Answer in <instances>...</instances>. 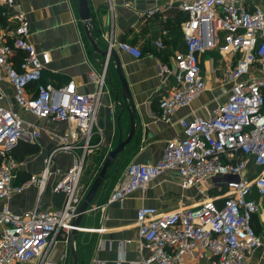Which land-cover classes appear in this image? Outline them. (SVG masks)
<instances>
[{
  "label": "built area",
  "instance_id": "obj_1",
  "mask_svg": "<svg viewBox=\"0 0 264 264\" xmlns=\"http://www.w3.org/2000/svg\"><path fill=\"white\" fill-rule=\"evenodd\" d=\"M19 1L0 0L13 23L11 41L0 25V84L5 80L13 88L15 105L33 117L72 124L55 150L69 153L72 161L65 173L53 172L60 176L54 191L65 194L60 210L48 212L36 206L15 213L6 203L1 206L0 264H55L50 259L53 249L58 240L69 245L72 222L86 194L81 174L104 74L94 94L79 93L72 81L57 88L44 83L43 65L28 40L29 22ZM172 6L168 3L142 16L152 18ZM177 7L185 15L181 26L185 51L175 54L172 68H161L174 79L175 88L158 103L160 119L168 123L177 109L189 106L206 90L200 57L214 49L224 63L218 82L231 85L227 92L222 90L227 99L206 118L181 120L182 138L169 142L159 161L128 165L124 179L100 208L105 210L174 171L182 190H196L198 205L165 213L138 208L135 242L146 256L137 264H182L187 256L201 259L205 253L212 264H246L247 257L264 245L252 225L259 206L251 199L253 191L264 198V8H251L247 0H179ZM117 47L135 59L143 56L130 44ZM155 47L161 48V41ZM17 53H21L18 69L11 62ZM2 98L0 92V102ZM40 134L37 126L0 104V201L31 186L43 192L52 174L53 153L39 175L13 185V151L20 143H35ZM250 160L258 170L253 179L244 175ZM67 257L65 252L60 264Z\"/></svg>",
  "mask_w": 264,
  "mask_h": 264
},
{
  "label": "crops",
  "instance_id": "obj_2",
  "mask_svg": "<svg viewBox=\"0 0 264 264\" xmlns=\"http://www.w3.org/2000/svg\"><path fill=\"white\" fill-rule=\"evenodd\" d=\"M179 0H88L90 23L94 41L102 51L114 45L104 60L96 55L90 46L82 22L78 17L76 0H20V8L29 22V42L35 47L43 65V82L52 87H61L73 82L81 94H94L98 90V78L104 74L101 94L96 106L91 141L84 156L81 186L85 192L94 181L109 151L114 149L120 136L124 140L129 133V117L122 108L120 83L115 71V62L127 84L135 112V132L124 151L116 157L115 163L107 171L106 178L96 193L88 211L80 220L74 249L76 264H137L146 253L139 250L135 242L137 234L136 211L140 207H153L160 213L173 212L181 206L198 205L199 197L195 189L182 190L176 172L171 171L151 181L145 189H140L121 201L109 204L105 210L101 206L108 195L124 179L130 164L150 165L162 158L169 142L182 138L180 121L206 118L219 104L227 99L231 85H222L224 63L217 49L200 57V68L206 82V90L189 106L177 109L168 123L159 117L158 103L175 88L174 79L161 71L162 66L173 67L175 54L183 53L181 26L185 15L178 9ZM251 8H264V0H247ZM173 4L165 13L152 18L142 16L151 9L165 4ZM6 8L0 5V25L4 28L8 41L13 23L4 15ZM7 11V10H6ZM161 41L162 47L155 43ZM120 43H127L142 51L143 56L135 59L120 51ZM21 53L11 57L12 65L18 69ZM112 87L116 91H112ZM29 96L34 86H29ZM3 95L0 104L12 108L24 121L37 126L40 137L33 144L20 143L13 151L15 180L19 185L31 175H39L44 162L53 153L52 174L43 192L36 186L25 189L20 194H12L6 203L15 213H24L34 207L52 212L64 206L65 194L55 192L60 176L71 167L69 153L56 152L59 138L72 126L70 123L50 119H37L19 109L13 101V88L4 80L0 84ZM115 94L119 98L116 100ZM28 145L34 149L24 153ZM244 175L253 179L258 175L251 160ZM251 199L256 201L259 212L253 216L252 225L264 244V198L255 191ZM0 225V234L2 232ZM68 257L62 264H71L69 245L61 240L53 249L50 259L61 263L64 253ZM182 264H212V257L187 256ZM246 264H264V245L247 257Z\"/></svg>",
  "mask_w": 264,
  "mask_h": 264
},
{
  "label": "water",
  "instance_id": "obj_3",
  "mask_svg": "<svg viewBox=\"0 0 264 264\" xmlns=\"http://www.w3.org/2000/svg\"><path fill=\"white\" fill-rule=\"evenodd\" d=\"M77 1V8H78V17L80 21L82 22V27L85 32V36L87 38V41L89 42L90 46L92 47L93 51L96 53V55L100 56L102 59H106L109 55L108 51H102L99 49L98 45L94 41L92 30H91V23H90V9H89V3L88 0H76ZM110 57L115 62V71L117 78L120 83V89H121V96L120 99L122 100V108L124 111L127 112L129 117V133L128 136L123 140L122 136H120L117 146L109 151L106 158L104 159L100 171L98 172L97 176L95 177L94 181L88 188L79 208L77 211V217L72 222V231L70 233V240H69V248H70V257H71V264L77 263V255L74 249V241L76 239V233L77 229L80 228V220L82 216L88 211L96 193L98 192L99 188L103 184L107 171L112 166L115 161L116 157L124 151L125 146L131 141L134 132H135V112L133 109V104L131 101L130 93L127 88V84L121 74L118 62L116 58L110 54ZM112 91L116 93L114 88L112 87ZM116 100H118L119 96L118 94H115Z\"/></svg>",
  "mask_w": 264,
  "mask_h": 264
},
{
  "label": "trees",
  "instance_id": "obj_4",
  "mask_svg": "<svg viewBox=\"0 0 264 264\" xmlns=\"http://www.w3.org/2000/svg\"><path fill=\"white\" fill-rule=\"evenodd\" d=\"M22 147H24V153L25 154H31L34 152V149L31 147H28V145H22Z\"/></svg>",
  "mask_w": 264,
  "mask_h": 264
}]
</instances>
